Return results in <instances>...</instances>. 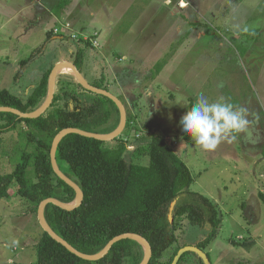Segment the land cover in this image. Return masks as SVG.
<instances>
[{
  "label": "rangeland",
  "instance_id": "374dc122",
  "mask_svg": "<svg viewBox=\"0 0 264 264\" xmlns=\"http://www.w3.org/2000/svg\"><path fill=\"white\" fill-rule=\"evenodd\" d=\"M177 2L170 0L169 10L177 9ZM188 2L187 10L199 12V16L191 15L188 19L191 24L193 20L197 23L196 36L191 31L189 38L184 41L189 47L184 44L183 48L179 34H174L171 40L158 37L160 44L156 43L153 48L159 47L153 49V54H142L143 62L137 58L130 64V58L134 55L126 47L112 45L105 52L106 56L109 55V61L104 58L101 60L96 56L97 51L93 53L89 50L94 48L92 41L97 46L103 44L101 35L89 28L92 24H87L86 33L81 35L76 31L69 38L79 45L91 42V46L87 47L88 52H84L77 62L78 48H69L66 51L71 53L70 58L65 61L77 62V68L90 84L108 90L125 106L128 124L126 122L117 137L103 141L104 148L115 147L121 140L127 144L125 157L128 159L130 152L141 155L133 148L142 143L144 138L153 135L162 137L187 165L193 178L189 190L208 197L218 205L221 224L215 238L203 250L210 263L264 264V0ZM195 2L199 3L196 5ZM25 3L26 0H0V89H7L13 94L28 83L29 74L36 70L39 62L52 60L48 57L52 55L51 44L46 46V50H41L46 36L43 29L49 30L52 26L48 24L43 27L42 22L29 21L21 25L23 20L18 18L16 10ZM182 9L177 10L180 12ZM10 15L16 16L17 22L9 19ZM177 17L182 15L178 13ZM1 23L6 25L1 27ZM29 23V33L20 34ZM68 25L69 22H64L60 31L64 33ZM125 26L126 22L122 21V25L117 28ZM251 30L253 38L248 34ZM58 31V28H53L51 33L56 34ZM107 31L109 29L106 28L108 34ZM35 46L40 48L38 54ZM118 55L121 56L119 60ZM81 62H85V65L82 66ZM167 62L169 65L163 68ZM108 63L123 67L109 66ZM157 63L162 67L155 80L159 73L154 74ZM91 68L95 75L90 72ZM13 78L18 80L14 82ZM74 80L72 73L60 71L55 92H69ZM140 88L142 93H139L143 96L138 98ZM76 89L79 90L77 100L69 98L67 109L90 104L95 95H99ZM201 93L209 101L224 97L234 105L247 108L251 121L248 133H241L232 142L223 141L211 151L204 150L184 134L179 121ZM146 96L151 97V100ZM105 108L107 106L103 105V110ZM113 116L109 122L97 126V129L102 130V133L115 129L119 118L117 121L115 112ZM256 116H259L258 121ZM4 121L0 116V125ZM20 124L3 129L0 135L1 172L12 170L26 146L25 150H30L31 145L24 137L25 129ZM131 158L135 157L132 155ZM146 160L147 157L143 156L138 159L142 163ZM6 194V198H0V264H35V244L41 234V227L36 215L25 214L21 210L22 206L15 200L17 197L13 185ZM176 236L177 241L166 250L162 261L166 262L177 248L196 245L204 238L205 230L181 219ZM233 240H253V244L245 247L234 244Z\"/></svg>",
  "mask_w": 264,
  "mask_h": 264
},
{
  "label": "trees",
  "instance_id": "16d2710c",
  "mask_svg": "<svg viewBox=\"0 0 264 264\" xmlns=\"http://www.w3.org/2000/svg\"><path fill=\"white\" fill-rule=\"evenodd\" d=\"M248 34L254 37L253 30ZM77 62H74L76 66ZM161 67L157 63L154 74ZM49 72L50 67L25 100L7 89H0V106L24 112L37 109L46 95ZM74 86L71 85L69 92H55L50 106L36 118H20L11 112H0L1 119L5 120L0 125V135L3 129L22 123L24 137L31 145L30 150H25L26 146L21 152L20 160L11 171H0V198H6L7 189L13 185L15 200L25 214L36 215L39 202L47 197L63 202H71L75 197L74 190L58 178L51 167L49 151L55 134L65 127L102 133L97 126L109 122L114 112L118 121L116 105L102 95H95L90 104L67 109L69 98L77 100L79 90L76 88L87 91L76 81ZM103 105L107 106L104 110ZM126 122L128 124V120ZM103 145L101 140L76 133L61 138L55 153L57 164L82 189L83 200L73 210L47 204L44 216L49 226L77 250L87 254L99 251L115 235L137 233L151 246L152 255L148 264H170L178 248L166 262L162 258L177 241L179 220L185 219L188 224L205 230L204 238L196 243L204 250L217 235L221 224L220 209L208 197L189 190L193 181L191 173L167 142L154 135L146 137L133 148L141 155L130 152L128 159L125 157L127 144L123 141L120 140L115 147L104 148ZM142 156L147 157L145 163L138 161ZM172 202L174 205L171 208ZM232 242L245 247L253 244V240ZM35 248V264H138L143 257L139 243L121 239L102 258L84 260L43 230ZM177 264L204 263L195 253L185 252Z\"/></svg>",
  "mask_w": 264,
  "mask_h": 264
},
{
  "label": "crops",
  "instance_id": "0c3cea01",
  "mask_svg": "<svg viewBox=\"0 0 264 264\" xmlns=\"http://www.w3.org/2000/svg\"><path fill=\"white\" fill-rule=\"evenodd\" d=\"M169 3L170 0H26L25 5L18 7V9L16 10L18 18L20 20H23L21 25H23L25 21L34 23L42 22L43 27L51 24L50 26L52 27L49 30L43 29V32L46 31V36L44 38V41H42L43 45L41 50H46V46L48 44H51L52 55H49L48 57H51L52 60L50 61L45 59V62H39L36 70L29 74V77L27 78L28 83L23 84L22 87L20 86L17 90V93H15L14 95L20 97L22 100H25L32 93L42 74L49 67L51 69L55 63L59 61L69 60L67 58H70L71 53H67V49L73 47L74 50L78 48L77 53L80 52V57L84 52H88V48L91 46V42L90 44L89 42H86L83 45H79L75 44V41L69 38L71 37L69 35L76 34V31L79 34L81 33V35L83 33H86L87 29L85 25L87 24H92L91 27H88L91 28L94 33H98L99 36L101 35L103 44L99 45L100 47L96 45L93 49H89L93 53L97 51L98 54H96V56L98 58H101V60L104 58L105 60L107 59L109 61V55L106 56L105 52H108L110 50H107L108 46L112 45L122 48L126 47L128 51L132 55H134L130 58V60H132L130 64H133L132 62L137 61V58L139 59V61L142 60V54H147L146 56L153 54V49L158 48L159 45L154 48L153 46H155L156 43L160 44L159 41H157L158 37L165 38L166 40H171L174 34H179L178 37L182 39V45L183 48H185L184 41L189 38V34L191 31L195 32L192 35L196 36L195 29L197 27L196 20H193L191 24L188 19L191 17V15L192 17L193 15L194 17L195 15L196 17L199 16V12H193L191 10L193 12L192 14L190 10H187L188 7H186L184 10L182 9L180 12L173 7L172 10L171 8L169 10ZM195 3L197 5L199 2ZM175 10H177V13L173 14V12H176ZM178 13L181 14L183 18L177 17ZM16 18L17 17L13 15H10L9 17V19H13L15 22H17ZM30 19H33V21H31ZM103 20L106 21L104 22ZM122 21L126 22V26L117 28L118 25H122ZM64 22H69L70 25L66 27V30L63 33L60 31V29ZM79 23L82 24L78 26L77 24ZM5 25L6 24L1 23V27H4ZM30 25L31 23H29L28 26L22 29L20 34L24 35L25 33H29ZM105 27L109 29V31H107L108 34L106 33ZM53 28L54 30L55 28H58L59 31L56 34L53 32L51 33V30ZM131 28L133 29L132 31H130ZM68 31H71L69 35ZM185 45L187 47L190 46L188 43H186ZM35 48L37 47L35 46L34 49ZM36 51L38 54L40 48H37ZM100 51H102V53H100ZM94 56L95 54H93V57ZM80 57L79 59H81ZM119 58L121 59L120 55H118L117 60H119ZM81 63L82 66L85 65V62ZM167 64L168 62L164 65L163 68H166L169 65ZM108 65L123 67L122 65H118L116 63H108ZM93 71L94 70L91 68L90 72L94 74ZM159 75L160 72L156 75L157 77L155 78V80L158 79ZM104 79H106V76L105 78L103 77V81ZM17 80L18 78H13L14 82H16ZM105 82L107 83V80H105ZM149 84L151 87V83ZM140 89L141 90H138L137 92L138 95L136 94L138 98L143 96L141 94L142 88ZM144 93L145 92H143V94ZM148 99L151 100V97ZM126 101H128V99Z\"/></svg>",
  "mask_w": 264,
  "mask_h": 264
},
{
  "label": "water",
  "instance_id": "95a60500",
  "mask_svg": "<svg viewBox=\"0 0 264 264\" xmlns=\"http://www.w3.org/2000/svg\"><path fill=\"white\" fill-rule=\"evenodd\" d=\"M64 66H68L71 68V73L74 76L75 80L85 90L93 92L95 94L105 96L109 98L111 101H113L119 112V121L115 129H113L110 132H106V133L90 132V131H86V130H83L77 127H65L59 130L55 134V136L52 139L50 151H49L51 167H52L53 172L58 176V178L63 180L67 185H69L74 190L75 197L71 202H63L54 197H47L41 200L38 204L37 212H36L37 222L39 226L41 227V229L45 231L52 239H54L56 242L63 245L71 253L75 254L76 256L84 260H90V261L98 260L108 253L111 246L115 242L121 239H131L139 243L143 249V257L138 264H148L151 258V255H152V249H151L149 242L140 234L133 233V232H124V233L115 235L110 240H108V242L99 251L93 254H87V253H83L77 250L70 243H68L65 239L59 236L49 226V224L47 223L45 219L44 208L47 204L51 203L65 210H73L74 208L78 207L83 200L82 189L79 187V185L74 180H72L70 177L64 174L60 170L57 164L55 153H56L57 144L59 143L61 138L69 133H76V134H79L85 137H90V138H94V139L101 140V141L112 140L123 131L126 125V120H127L126 109H125L123 102L118 97L110 93L108 90L90 84L85 79V77L82 75V73L77 68V66L73 62H70V61H59L52 66V68L50 69L49 75H48L47 91H46L45 98L42 104L37 109L30 111V112H24L14 107L0 106V112H11L20 118H36L39 115L43 114L53 101V97L55 93L56 77H57V74L62 69V67ZM173 205H174V202L171 203V208L173 207ZM169 219L171 220V214H169ZM185 252H193L196 254L197 257L201 259V261L204 264H211L207 254L203 250L198 248L196 245H187V246H183L179 248L176 254L174 255L170 264H177L180 256Z\"/></svg>",
  "mask_w": 264,
  "mask_h": 264
},
{
  "label": "clouds",
  "instance_id": "9594fccd",
  "mask_svg": "<svg viewBox=\"0 0 264 264\" xmlns=\"http://www.w3.org/2000/svg\"><path fill=\"white\" fill-rule=\"evenodd\" d=\"M72 35L74 34L69 36ZM92 45L96 46L93 43ZM248 117L247 108L234 105L224 97L209 101L201 93L182 115L179 125L182 132L191 137L196 144L206 151H211L223 141L232 142L241 133L247 134L251 123ZM255 119L258 121L259 116Z\"/></svg>",
  "mask_w": 264,
  "mask_h": 264
},
{
  "label": "built area",
  "instance_id": "2783aa9c",
  "mask_svg": "<svg viewBox=\"0 0 264 264\" xmlns=\"http://www.w3.org/2000/svg\"><path fill=\"white\" fill-rule=\"evenodd\" d=\"M188 4H189L188 0H178V2H177V7H178L179 9H182V8H184V7H187ZM92 43L94 44L93 41H92ZM94 45H95V44H94Z\"/></svg>",
  "mask_w": 264,
  "mask_h": 264
},
{
  "label": "bare ground",
  "instance_id": "6f19581e",
  "mask_svg": "<svg viewBox=\"0 0 264 264\" xmlns=\"http://www.w3.org/2000/svg\"><path fill=\"white\" fill-rule=\"evenodd\" d=\"M60 71L66 72V73H71V68L68 66H64L62 67V69Z\"/></svg>",
  "mask_w": 264,
  "mask_h": 264
},
{
  "label": "flooded vegetation",
  "instance_id": "af4514ba",
  "mask_svg": "<svg viewBox=\"0 0 264 264\" xmlns=\"http://www.w3.org/2000/svg\"><path fill=\"white\" fill-rule=\"evenodd\" d=\"M72 62H74V61H72Z\"/></svg>",
  "mask_w": 264,
  "mask_h": 264
}]
</instances>
